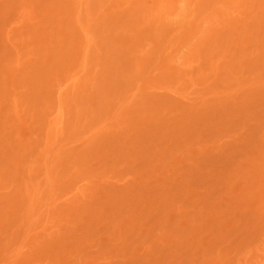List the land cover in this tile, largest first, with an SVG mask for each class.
<instances>
[{"label":"rangeland","instance_id":"1","mask_svg":"<svg viewBox=\"0 0 264 264\" xmlns=\"http://www.w3.org/2000/svg\"><path fill=\"white\" fill-rule=\"evenodd\" d=\"M0 264H264V0H0Z\"/></svg>","mask_w":264,"mask_h":264}]
</instances>
